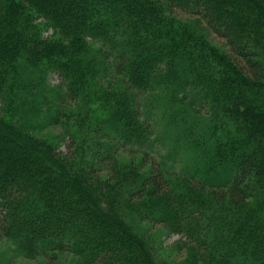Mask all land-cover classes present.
<instances>
[{"label": "trees", "instance_id": "16d2710c", "mask_svg": "<svg viewBox=\"0 0 264 264\" xmlns=\"http://www.w3.org/2000/svg\"><path fill=\"white\" fill-rule=\"evenodd\" d=\"M0 103L17 254L162 264L149 221L205 264H264V0H0ZM45 110L68 153L29 132Z\"/></svg>", "mask_w": 264, "mask_h": 264}, {"label": "rangeland", "instance_id": "374dc122", "mask_svg": "<svg viewBox=\"0 0 264 264\" xmlns=\"http://www.w3.org/2000/svg\"><path fill=\"white\" fill-rule=\"evenodd\" d=\"M174 14L184 22H201L197 17L186 14L179 9H173ZM40 23V22H39ZM203 31L209 34V37L215 44L222 47L226 52L229 51V47L226 45V41L223 38L217 37L215 34H211L206 31L207 29L202 24ZM49 83L51 86H58L61 84V79L58 75L52 74L49 76ZM1 105V103H0ZM50 110H45L40 117H35L30 121V130L37 134V136H45L49 139H54L56 144L59 146V152L68 153L70 142L67 140L63 141L64 135L61 129L50 127L45 129L46 117L50 115ZM37 126L39 132L33 128ZM43 127V128H42ZM134 151H127L123 153V159L125 161L137 160L141 157L140 154ZM171 168V167H170ZM174 168V167H173ZM176 169V168H175ZM174 171V169H173ZM145 226L142 228L143 233L147 234L151 243L153 242L158 260L162 264H205L199 254V251L195 248V244L189 241L185 236L172 230L168 225H158L153 222L145 221ZM148 226V227H147ZM1 235V233H0ZM77 260L70 254L61 255L59 258V264H75ZM46 259L29 260L23 256L17 254L15 249L9 242L0 237V264H46Z\"/></svg>", "mask_w": 264, "mask_h": 264}]
</instances>
